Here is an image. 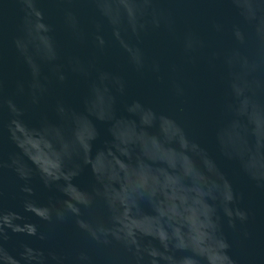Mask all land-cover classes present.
I'll list each match as a JSON object with an SVG mask.
<instances>
[{
    "label": "water",
    "instance_id": "1",
    "mask_svg": "<svg viewBox=\"0 0 264 264\" xmlns=\"http://www.w3.org/2000/svg\"><path fill=\"white\" fill-rule=\"evenodd\" d=\"M0 264H264V0H0Z\"/></svg>",
    "mask_w": 264,
    "mask_h": 264
},
{
    "label": "clouds",
    "instance_id": "2",
    "mask_svg": "<svg viewBox=\"0 0 264 264\" xmlns=\"http://www.w3.org/2000/svg\"><path fill=\"white\" fill-rule=\"evenodd\" d=\"M239 219L243 220H247V213H242L239 215Z\"/></svg>",
    "mask_w": 264,
    "mask_h": 264
}]
</instances>
